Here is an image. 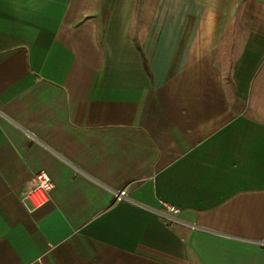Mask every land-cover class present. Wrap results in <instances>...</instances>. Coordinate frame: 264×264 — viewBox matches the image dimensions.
Returning <instances> with one entry per match:
<instances>
[{
	"label": "crops",
	"instance_id": "obj_1",
	"mask_svg": "<svg viewBox=\"0 0 264 264\" xmlns=\"http://www.w3.org/2000/svg\"><path fill=\"white\" fill-rule=\"evenodd\" d=\"M0 264H264V5L0 0Z\"/></svg>",
	"mask_w": 264,
	"mask_h": 264
},
{
	"label": "built area",
	"instance_id": "obj_2",
	"mask_svg": "<svg viewBox=\"0 0 264 264\" xmlns=\"http://www.w3.org/2000/svg\"><path fill=\"white\" fill-rule=\"evenodd\" d=\"M264 5V0H259ZM54 187V182L50 174L41 170L38 171L32 180L31 185L27 186L21 194L23 201L28 203L32 209L42 207L50 200V191ZM115 200H123L129 198L127 188L115 191ZM163 208L160 210L162 215L173 218V214L181 212V208L171 203L162 202Z\"/></svg>",
	"mask_w": 264,
	"mask_h": 264
}]
</instances>
